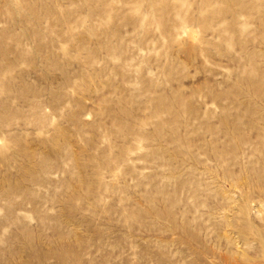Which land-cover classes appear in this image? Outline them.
<instances>
[{
  "label": "rangeland",
  "instance_id": "rangeland-1",
  "mask_svg": "<svg viewBox=\"0 0 264 264\" xmlns=\"http://www.w3.org/2000/svg\"><path fill=\"white\" fill-rule=\"evenodd\" d=\"M263 89L264 0H0V264H264Z\"/></svg>",
  "mask_w": 264,
  "mask_h": 264
},
{
  "label": "bare ground",
  "instance_id": "bare-ground-1",
  "mask_svg": "<svg viewBox=\"0 0 264 264\" xmlns=\"http://www.w3.org/2000/svg\"><path fill=\"white\" fill-rule=\"evenodd\" d=\"M247 79V78H246ZM257 82V81H256ZM263 83V82H262ZM260 84V83H259ZM258 84V85H259ZM257 85V84H256ZM261 86V85H260ZM264 90V89H263ZM264 92V91H263ZM261 93V92H260ZM259 94V93H258ZM175 100V99H174ZM173 104V103H172ZM174 105V104H173ZM172 109H174V108H172ZM175 112V111H174ZM238 113V112H237ZM177 114V113H176ZM175 115V114H174ZM237 115V114H236ZM243 115V114H242ZM179 116V115H178ZM223 118V117H222ZM225 123V122H224ZM254 123V122H253ZM237 125V124H236ZM254 125V124H253ZM240 128V127H239ZM229 129V128H228ZM226 132V131H225ZM224 132V133H225ZM263 133V132H262ZM228 134V133H227ZM258 136H260V135H258ZM258 139V138H257ZM213 144V143H212ZM38 161H40V160H38ZM42 161V160H41ZM46 166V165H45ZM44 167V166H43ZM80 178V177H79ZM35 179V178H34ZM16 191V190H15ZM14 191V192H15ZM10 192V191H9ZM6 193V192H5ZM8 194V193H7ZM15 195H16V193H15ZM11 197V196H10ZM15 198V197H14ZM12 200V199H11ZM14 200V199H13ZM7 203V202H6ZM7 207H8V205H7ZM11 207V206H10ZM10 207H9V209H10ZM20 207V206H19ZM8 209V208H7ZM12 209V208H11ZM8 214V213H7ZM5 218H6V216H5ZM9 218V217H8ZM188 218V217H187ZM189 220V219H188ZM184 221V220H183ZM195 222V221H194ZM6 223V222H5ZM15 223V222H14ZM186 223V222H185ZM192 223V222H191ZM26 224V223H25ZM198 225V224H197ZM24 226V225H23ZM43 227H45V226H43ZM185 228V227H184ZM43 229H45V228H43ZM40 231V230H39ZM43 231V230H42ZM43 235V234H42ZM39 237H40V233H39ZM46 237V236H45ZM49 238V237H48ZM3 239V238H2ZM35 239V238H34ZM26 240V239H25ZM54 240V239H53ZM30 242V241H29ZM32 242V241H31ZM48 242V241H47ZM5 243V242H4ZM53 243V242H52ZM32 244V243H31ZM49 244V243H48ZM14 246V245H13ZM12 246V247H13ZM36 246V245H35ZM70 247V246H69ZM21 248V247H20ZM72 248V247H71ZM37 250V249H36ZM25 251V250H24ZM56 251V250H55ZM36 252V251H35ZM62 253V252H61ZM21 254V253H20ZM50 254V253H49ZM30 255V254H29ZM45 256V255H44ZM63 256V255H62ZM8 257H9V255H8ZM49 257V256H48ZM10 258V257H9ZM11 260V259H10Z\"/></svg>",
  "mask_w": 264,
  "mask_h": 264
}]
</instances>
